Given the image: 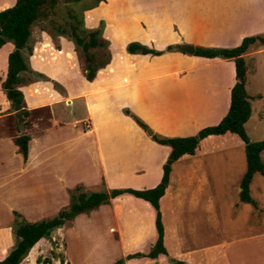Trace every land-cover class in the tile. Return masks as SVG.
<instances>
[{
  "label": "crops",
  "instance_id": "1",
  "mask_svg": "<svg viewBox=\"0 0 264 264\" xmlns=\"http://www.w3.org/2000/svg\"><path fill=\"white\" fill-rule=\"evenodd\" d=\"M108 1L111 2V0ZM14 2L15 0H0V5L7 4L4 8L11 7ZM128 3L139 8L135 11L136 13L142 12L144 5V17L138 15L139 23H131L130 26L124 27L120 25L121 20L116 19V27L114 25L113 32L109 27V19L102 17L105 23L103 37L109 41L110 60L103 69L96 73L91 82L84 80L83 93L77 98V100H81L84 113L77 121L69 122V117L63 111H61L62 114L60 112L62 118L56 119L53 112V107L62 105L64 99L73 96L66 85L68 75L72 79L73 70L68 66L67 56L72 55L73 49H32L27 60L29 69L42 75L45 79L57 83L62 93L53 89L52 83L48 81H35L19 85L18 90L22 94L23 106L29 113L24 118L30 117V114L35 111L46 109L48 122L42 131L35 134H24L29 139L25 161L17 152V147L12 142L13 138L5 135L0 136V146L9 145L13 150L14 158L17 160V168L12 170L14 175L20 176L27 169L34 173L38 172V168L43 170L42 163L48 161L52 155L59 154L56 151L50 156V151L54 149L52 145L57 143L56 147L59 148L60 145L65 144L69 149V152L66 153V165L62 166L66 172L71 170L68 165L73 162L74 157L85 154V149L82 152L68 153L74 152V148L77 146H86L90 151L89 155L87 154L88 158L93 162V166L95 163L97 167L98 175L95 174V177L107 180L120 169V166L116 164L117 161L111 160L112 156L107 157L105 155L108 144L114 143L113 137L117 135L134 142V145H144L146 150L149 147H155L150 150L159 151L161 157L157 167L160 169L159 167L165 162L170 149L167 146L153 143L150 139L152 135L158 139L193 136L200 129L209 127L212 123L216 125L226 114L229 106L230 89L235 83L234 75L230 71L233 65L232 61L187 55L179 52L177 48L181 42L185 41L186 37L187 43L192 46L210 48L236 47L240 44L243 36L264 37V0H129ZM102 6L105 8L107 6L106 9H108L111 5L106 3ZM105 12L106 10L103 13ZM232 23L236 25L234 34L229 32L223 34L222 30H225L227 25H232ZM124 34H130V39L121 42L119 48L117 47L118 49H113L114 44H117L116 36L120 37ZM206 37L216 39L215 43L212 44L211 41L202 42L201 38ZM232 39H234L233 44L226 42ZM132 42L157 51H164L167 45H174V50L163 52L159 56L127 54L124 48ZM263 47L255 43L250 45L242 55L246 68L245 80L246 73L251 71L248 69V63L264 51ZM11 51L12 45L10 43H6L0 48V83L5 77L7 55ZM200 67L212 69L216 67L214 71H222L219 69L226 68V72H222V78L225 77L226 83L222 84L221 82L222 95L218 98V106L211 101L210 93L207 92V90L210 91L209 86L197 91V94L192 93V98L196 101L197 117H195L188 104L187 77L185 78V75ZM217 75L209 76L216 80L221 78ZM206 77H208L207 74ZM245 83L244 81V90H246ZM208 84L212 85L211 82ZM246 95L249 97L250 114L243 124L245 134V128L253 115L252 103L260 101L263 97L262 94L258 93L252 95L246 93ZM201 96L210 101L203 100L200 102ZM203 103L207 111H203ZM123 109L128 110L143 125H146L151 130L152 135L147 136L139 127L134 125L131 118L122 114ZM14 114L15 112L10 111L9 102L5 99L0 86V122L14 119ZM63 117L67 118L64 119ZM209 118L214 122L207 123ZM78 121L83 124L86 123L87 130L85 128L74 129V131L69 132L70 136L63 137V129L77 125ZM25 122L17 126L18 131L25 126ZM30 127L32 129L35 125L31 124ZM60 139L64 142L59 143ZM113 152L111 151V153ZM57 156L56 161L62 157L61 155ZM259 156L264 164V150L260 152ZM219 162H224L227 171L231 174V183L225 187H220L218 174H216V166ZM6 163L0 157L2 177L11 174ZM52 167L55 169V166ZM245 167L243 143L236 135L230 133L208 136L198 143L193 155H182L174 161L170 166L167 186L158 201L163 227L162 245L166 251V256L159 255L154 260L147 258L125 260L123 264H167L169 258L183 264H264V176L255 173L248 184L249 197L256 205L252 207L251 204L239 200L241 190L239 184ZM57 170L58 172L55 171V173L59 184L58 188L63 190L65 185L61 180L62 177L58 174L59 169ZM3 172H6L7 176H4ZM74 173L78 172L74 171ZM72 176L74 177L70 183L73 186L80 184L83 188H93L97 185V180L86 183L85 176L81 177L78 174ZM106 186L108 187V185ZM220 193L230 195V202L228 201L229 204H227L231 207L230 209L235 208V205H242L241 210L244 213L242 217L247 220L252 219L254 225L259 227L251 233L241 234L235 238L225 239V237L223 238L225 240L221 242L222 244H219V236L223 237L224 235V229L219 224L220 218L227 219L228 217L223 215L222 205L219 204L218 195ZM123 196L110 200L107 205H100L97 209L90 211L87 216H93L96 214L94 213L96 210L98 212ZM136 200L140 201L137 203L145 206L146 202L143 201V204L141 203L142 200L133 198V201ZM165 202L167 205H161ZM184 207L188 213L193 210L197 212L193 220L199 223V229L194 232L192 228H188V233L182 236L177 234V227L182 222L187 223L186 221L189 219L188 222L192 223L190 226L196 225L191 219L192 216L181 217ZM163 208L168 209L171 221L165 219L167 216L163 215V212L161 213ZM21 214L28 222L25 213L22 211ZM81 215L85 217L86 214ZM78 216L71 220V224L78 219ZM137 219L138 216L135 221ZM166 227L170 229V236L167 234ZM8 229L10 231V228ZM113 232L116 240L120 243L121 238L118 236L116 228L113 229ZM43 240H39L36 244ZM153 241V235L151 238H146L142 243V245L146 244L143 252L147 251ZM185 241H191L189 246L181 245V242ZM250 241H261V244L259 246L252 245L249 244ZM250 246L252 249L247 248ZM138 250L131 251V254ZM7 253L8 251L0 257V260ZM125 256L126 254L123 253L120 258L123 259ZM25 259L27 258L25 257L20 264ZM52 263L59 264L58 261L54 260Z\"/></svg>",
  "mask_w": 264,
  "mask_h": 264
},
{
  "label": "rangeland",
  "instance_id": "2",
  "mask_svg": "<svg viewBox=\"0 0 264 264\" xmlns=\"http://www.w3.org/2000/svg\"><path fill=\"white\" fill-rule=\"evenodd\" d=\"M92 1L93 0H83L81 4L88 5L91 4ZM124 1L125 0H111V2H109L108 0H104L102 2H99L96 7L84 11L82 13L84 27L86 29L97 28L99 22H102L103 27L101 30V36L103 37L105 23L102 20V17H107L109 19V27L112 32L116 19L121 20L120 25L123 27L130 26L131 23H139L140 21L138 15L144 17L143 14L145 9V2L142 7V12L136 13L135 11L137 9L139 10V8L137 6L134 7L130 5L128 3L129 0H127V2L125 3ZM106 3H109V5H111L108 9H106L107 6L106 8L102 6V4ZM6 5H0V9L4 8ZM62 6L63 5H59V8H61L59 11L62 15V19L64 20L65 15L63 14ZM105 10L106 12L103 13ZM39 26L40 24L31 28L30 43L32 44V49H73L72 42L67 38L54 35L51 39V37H49L46 32L40 31ZM235 26V23H232V25H227V28H225L226 31L222 30L223 34H225V32L226 34H228V32L230 34H234ZM41 32L44 34H42ZM130 36V34L121 35V38L116 36L117 44H114L113 49H118V46L121 44V42L130 39ZM244 37L249 36H243V38ZM207 38H209V40H207ZM104 39L109 43L106 38ZM201 40L202 42L211 41L212 44H214L216 39L206 37L201 38ZM187 41L188 39L186 37L185 41L181 42L178 47L191 46L193 47V49L215 48L192 46L190 43H187ZM226 42L228 44H233L234 39ZM168 46L173 47L174 45H167L166 47ZM217 48L221 49L222 47ZM230 48L233 47H224L222 49ZM160 52L166 51L161 50ZM67 57L69 61L68 66L73 70V72L72 79L68 75L66 85L67 88H69L71 95L73 96L68 99H64L62 101V105L53 107V112L55 114V118L60 119L62 118L60 117V112L63 111V113L66 114L67 117H69V122H72L77 121L78 118L80 119L84 113L81 100H77V98L80 97L83 93L85 85L83 82L85 79L82 75L83 60L80 54H76L73 51L72 55ZM248 64V69L249 71H251L248 72V74L246 73L245 91L249 95L255 93L263 95L260 101H255L254 103H252V119L250 122H248L245 128L246 135L249 141L257 142L264 140V51L255 56L253 60H251ZM214 68L212 69L208 67H200L199 69H196L185 75V78L187 77L186 94L188 104L195 117H197V109L195 108L196 101H194L195 99L192 98V93L197 94V91H201L205 86H209L208 89L210 91L207 90V92L210 93L211 101L216 105L218 104V98H220L222 95L221 82L222 84L226 83L225 77H223L224 80L222 81V74L226 72V68L223 69L221 67H218L221 68L219 70L222 71H214ZM230 71L231 74L234 75L233 65ZM206 74L208 75V77H206ZM215 74H218L217 76H220L221 78H218L216 80L215 78L209 76ZM27 77L28 76H26L25 78ZM46 81L52 83L53 87V83L55 82L49 81L48 79H46ZM209 82H211L212 85L208 84ZM53 89L57 90L59 93H62L59 85L56 88L53 87ZM203 100L209 99H205L203 96H201L200 102ZM202 109L203 111H207L204 103L202 105ZM124 111L128 110L123 109L122 114L131 118L133 124L139 127L145 133V129L147 128L146 125H144L145 128L142 129L134 121L135 117L129 111L128 114H126ZM67 117L63 118L66 119ZM47 118L48 112L46 109L35 111L30 114V117L22 119V122H26L24 124L25 126L20 128L19 131L16 127V118H12L9 121H2L0 122V136L5 135L13 138L18 135L29 133L35 134L46 128L48 122ZM211 118L208 119L207 123L214 122L213 120L211 121ZM31 124L35 125V127L32 129L30 127ZM76 124L77 125L64 128L62 131L64 134L63 137L68 135L70 136L71 134L69 132L74 131V129L85 128V130H87L86 123L83 124L81 123V121H78ZM199 125L200 124L198 123V126ZM210 126H214V123H212ZM113 139L115 141L112 144H108L107 152L105 153V155L107 157L112 156L111 160L117 161L116 164L120 166V169L116 173H113V175L107 180H101L100 177H95V174L98 175L97 167L95 163L94 167L93 162L88 158L87 154L89 155L90 151H88L86 146H77V148H74V152L71 151L70 153H68H77L78 151L82 152V150L85 149V154H82V156L79 157H74L73 162L68 165V167L71 168L69 172H66V170L62 168V166L66 165V153L69 152V149L65 144L60 145V147L58 148L56 147L57 143H55V145H52V148L54 149L50 151V156L57 151L59 154H56L58 156H62L58 161H56L57 155L54 154L52 155V157L55 159L51 157L48 161L42 163L43 170H39L38 168V172L34 173L27 169V171L20 176L14 175L12 172L14 168H17V160L13 156V150L9 145L0 146V157L4 160V163L7 162L6 166L10 168L9 172H11V174L7 173L9 176L6 175V172H3L4 176L7 177H2V171L0 170V253L4 251L5 254V252L9 251L15 243L11 227L13 226L17 218L13 216V212H16L21 216V218L25 220L26 218L23 214H21L23 211L25 213V216L29 218H27V220H29L28 222L39 221L51 218L55 216L59 211L66 209L69 205L68 192L75 188H78V192L80 193L95 191L107 192L111 189L145 190L151 189L159 183L162 174L161 166L164 163L159 167L160 169H158L157 166L161 157L159 156L160 153L158 150H150L155 147H149V149L147 148L146 150L144 148V145H134V142L125 140L124 137H119L118 135L116 137H113ZM150 139L156 145H160L152 138ZM61 141L62 140L60 139L59 143ZM111 151H114V154L111 153ZM52 166H55V169ZM226 168L227 167L224 162H219L216 166V174H218V180L221 184L220 187H225L226 185L231 183L232 180L230 177L231 174H229V171H227L228 169ZM57 169H59L58 174L62 177L61 180H63V184L65 185L63 190L61 188H58L59 184L57 183V175L55 173V171L58 172ZM74 171H77L78 173H74ZM77 174L81 175V177L85 176L86 183L97 180L96 187L83 188V186H81L80 184H75V186H73V184L70 183L71 179L74 177L72 175ZM106 185H108V187L110 186V189H108ZM78 192H75V195H77ZM225 193H220L218 195L219 204L222 205V212H224L223 215L228 216L227 219L220 218L219 224L220 227L224 229V235L223 237L219 236V244H222V240L228 239L230 237L235 238L245 233H251L254 229H257L259 227L254 225L252 219L247 220L246 218L242 217V214H244L241 210V208L243 207L242 205H235V208L230 209L231 207L227 205L230 202V195ZM253 194H255L254 191ZM137 202L140 201H133V198L130 195H124L120 199L114 201L109 206L102 208L98 212L96 210V212H94L96 214H94L93 216H87L86 214L84 217V215H79L78 219L73 224H71V221L65 222V224L60 229L55 230L49 238L44 239L39 244H36L30 255V258H28V251L26 255L27 259H25L22 264H45V260L49 261V263L46 264H53L52 260L58 261L59 264H113L119 259H122L120 257L123 253L126 255L131 254V251H134L136 249L139 250L134 253L143 252L146 244L142 245V243L146 240V238H151L152 235L155 236L154 212L153 210H150L151 208L147 203L144 204V202L141 201V203L145 205L143 206ZM161 205H167V203L165 202ZM161 213L167 216V218L165 219L170 220L167 208L161 209ZM196 215L197 212H195V210L188 213V211H186V207L182 209L181 217L187 218L188 216H192L191 219L193 220ZM137 216L138 219L135 221ZM219 217H221V215H219ZM188 221L189 219H187V223L182 222V224L177 227L178 235H186L188 233V228H192L194 232L198 231L197 229H199V223L193 220L196 225L190 226L192 223ZM8 228H10V231ZM115 228L118 231V236L121 238L120 243L114 236L113 229ZM166 228L168 230L167 234L170 236V229L169 227ZM189 243H191V241H185L181 242V245L189 246ZM249 244L259 246L261 244V241H250ZM247 248L252 249V246ZM1 256L2 255H0V257ZM124 261L125 260H123V262ZM172 261L174 260L171 258L167 259V264H173Z\"/></svg>",
  "mask_w": 264,
  "mask_h": 264
},
{
  "label": "trees",
  "instance_id": "3",
  "mask_svg": "<svg viewBox=\"0 0 264 264\" xmlns=\"http://www.w3.org/2000/svg\"><path fill=\"white\" fill-rule=\"evenodd\" d=\"M83 0H15L11 7L0 11V48L6 43L12 45V51L7 55L6 72L0 83L3 95L9 102V109L15 112L17 119L16 127L22 124V117L29 115L23 106L22 94L18 90L19 85L35 81H46V79L29 69L27 60L32 52L31 28L40 24V31L46 32L51 39L53 36L67 38L73 44V51L80 54L83 60L82 75L87 82H91L96 73L103 69L110 60L109 43L101 36L103 23L99 22L97 28L86 29L83 25L82 13L89 10L104 0H93L91 4H81ZM59 5L62 6L65 19H62ZM255 43L264 46V38L260 36L244 37L240 44L230 49H198L194 48L193 56L203 58H219L231 60L234 67L235 83L230 89L229 106L226 114L220 121L209 127L200 129L195 135L182 138L158 139L154 135L151 138L160 145L169 147V154L161 166V178L159 183L145 190L111 189L107 192L95 191L88 193L78 192L75 188L68 192L69 205L66 209L59 211L55 216L36 222H26L19 214L13 212L17 218L11 227L15 243L0 264H20L28 258L41 239H47L55 231L60 229L65 222L71 221L80 214H88L100 205L109 204L110 200L122 195H130L133 198L146 202L154 212L155 236L152 245L146 252L127 254L123 260L147 258L156 259L159 255L166 256L162 245L163 227L159 211L158 201L163 195L168 183V175L171 164L182 155H193L198 143L208 136H219L224 133L236 135L243 143L245 156V172L240 180L239 199L242 202L255 207L254 201L249 197L248 184L255 173L264 176V164L260 160V152L264 150V140L250 142L245 134L243 124L250 114L249 97L244 90L245 64L242 55L250 45ZM127 54L159 56L163 52L148 49L137 43H128L125 46ZM173 47H166L164 51H173ZM28 76L27 78H25ZM58 85L53 83V87ZM128 114V111H124ZM21 116V117H20ZM134 121L144 129L145 126L136 118ZM26 135L13 137L12 142L17 147L23 161L27 158ZM75 192H78L75 195ZM4 251L0 253L3 255ZM119 259L113 264H123ZM61 261V260H60ZM44 263H49L45 260ZM173 264H183L172 261Z\"/></svg>",
  "mask_w": 264,
  "mask_h": 264
},
{
  "label": "water",
  "instance_id": "4",
  "mask_svg": "<svg viewBox=\"0 0 264 264\" xmlns=\"http://www.w3.org/2000/svg\"><path fill=\"white\" fill-rule=\"evenodd\" d=\"M177 50L187 55H193V52H194V49L191 46H181V47H178ZM145 133L149 137L152 135L151 130L147 128L145 129Z\"/></svg>",
  "mask_w": 264,
  "mask_h": 264
}]
</instances>
